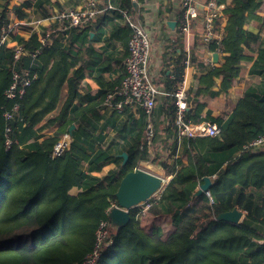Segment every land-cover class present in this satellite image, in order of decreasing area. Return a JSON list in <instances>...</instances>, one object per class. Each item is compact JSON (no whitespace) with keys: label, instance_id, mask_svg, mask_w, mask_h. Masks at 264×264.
<instances>
[{"label":"trees","instance_id":"16d2710c","mask_svg":"<svg viewBox=\"0 0 264 264\" xmlns=\"http://www.w3.org/2000/svg\"><path fill=\"white\" fill-rule=\"evenodd\" d=\"M124 2L133 10L131 0ZM263 4L264 0L229 1L227 36L212 45L213 50L227 56L197 77L198 86L190 90L196 89L198 100L194 113L186 110L187 120L207 104L203 96H208L215 77L222 79V88L227 90L242 76L241 65L254 59L259 42L239 28L257 19L256 11ZM115 5L127 9L123 3ZM16 11L20 15L19 9ZM107 13L113 15L106 11L97 17ZM52 14L42 17L50 19ZM114 14L121 17L118 9ZM5 23L0 18V32ZM111 23L112 34L128 46L131 27H113ZM78 29L82 28H71L67 37L54 35L52 44L41 49L35 62L39 76L21 101L19 118L12 125L15 141L10 148L5 143L7 121L2 106L10 105L4 91L11 82L13 56L11 48L0 50V264H81L94 248L96 229L102 220L110 222L111 243L102 248L99 264H264V150L243 151L245 143L264 133V98L245 93L233 106L227 123L213 118L209 111L207 118L220 126L217 136L185 137L182 155L171 168L173 177L159 196L148 199L151 206L147 211L153 215L170 214L173 230L166 236L158 227L148 231L138 218L140 206L130 208L127 225L114 227L109 210L113 201L117 203L115 192L121 179L141 159L149 158L148 147L140 148L148 123L144 122L136 132L133 129L135 134L122 147L113 150L100 146L102 130L98 131L89 118L99 115L100 99L75 103L83 97L76 81L90 49L66 46L64 42L71 41ZM12 37L16 39V35ZM18 39L30 49L40 45L35 32L28 40ZM172 44L169 54L170 58L176 56V64L171 73L164 71V83L169 91L167 116L175 124L177 107L172 93L183 77L187 55L179 51L176 41ZM171 63L168 60V65ZM201 83L208 86L201 87ZM54 123L61 124L62 130L72 124L75 127L70 148L53 157L51 152L61 132L40 140L37 128ZM177 143L175 134L174 152ZM124 151L128 159L122 164ZM84 161L90 171H99L110 161L117 168L99 177L83 169ZM213 174L218 179L208 189L212 199L206 192L197 194L204 176ZM76 186L80 191L71 193ZM234 207L244 212L240 222L216 218L218 213Z\"/></svg>","mask_w":264,"mask_h":264},{"label":"crops","instance_id":"0c3cea01","mask_svg":"<svg viewBox=\"0 0 264 264\" xmlns=\"http://www.w3.org/2000/svg\"><path fill=\"white\" fill-rule=\"evenodd\" d=\"M131 1L133 3V10L125 5L124 0H113L116 4L122 5L123 3L122 6H125V8L140 21H148L144 14L146 9L147 11H152L157 18L164 20L160 28V35H158V39L154 41L152 68L158 73V83L167 91L168 89L165 87L166 85L164 83L166 82L164 71H166V73H171L174 64H176V56L174 55L170 58L169 54L170 49L173 47L172 42L176 41V44L179 46V51H186V55L187 51H189L190 59L188 65L184 68L183 77H186L188 82V109L192 111L191 113H194L198 99L195 93L196 89L191 91V88H196L198 86L199 82L197 77L206 74L211 67L222 62L225 56H227V53L213 50L212 45L214 42L203 44L199 41L198 32L203 28L204 14L202 8H200V14L193 23L194 31L197 32L193 37L186 40L181 36L179 31L180 20L183 17L182 0ZM220 1L225 4L224 11L226 12V17L221 21L219 25L220 31L218 32V35L221 36L223 40L227 36L225 26L230 16L226 8L231 0ZM85 2L86 0H0V18L6 21L7 24L5 23L4 25H17V41L19 40L18 38L28 40L35 31L33 30L35 20L42 19L43 21L40 26H43L50 22L49 19L42 17L45 14H51L59 9L80 8ZM134 2L137 3V8ZM144 3H146V6H144ZM16 9H19L20 15ZM256 13L258 16L257 19L252 18L239 28L241 32L257 39L259 42V48L254 59L249 63H243L241 65L243 70L242 76L228 87L227 90L222 88V79L220 77H215L214 82L209 88L208 96H203L207 104L200 112L194 115L191 121H213L207 118L208 112L211 111V116L213 118H220L222 123H227L231 117L233 106L245 93L253 94L258 98H264V4ZM102 17L103 16L97 17L85 28L78 29V31L72 35L71 41L64 42V44L77 48L88 46L90 49V53L84 61L83 72L76 81L83 97L81 99H76L75 103H86L90 98L100 99L98 105L99 115H89V118L93 124L98 127V131L102 130L103 139L100 146L103 148L112 147L113 150H115L117 146L122 147L124 144H128L131 137L135 134L133 132H136L144 122L148 123V116L141 108L137 107L128 108L122 113L110 109L105 111L101 110L106 92L108 89L113 88L116 83L118 84L126 72L124 62L128 55V46L125 45L118 36L112 34L113 30L112 27H110L112 16L107 13L105 17ZM170 21L175 23H169ZM116 22L117 21H113L111 25L113 27L117 24L118 27L119 25L120 27L127 26L121 20H119L118 23ZM214 52H218V60L216 62L213 60V63L209 64L207 58L210 56L213 58ZM192 55H194L193 61H191ZM168 58L174 59L170 60ZM168 60L169 63L170 61L172 62L169 65ZM207 86L208 84L201 83V87L206 88ZM168 99L167 96L162 97L155 109L153 123L156 132V141L153 146L148 147L149 157H154V165L158 163L157 166L160 167V171L155 174H159V176H163L165 179L167 177H170V179L173 177L174 170H171V168L175 165L178 157L182 155L185 148V137H180L178 135L176 125L171 123L167 116V112L169 111ZM133 129L134 131L131 132ZM37 132L40 135V140H43L44 137L48 135L54 136L58 134V132H61V135L65 132H69L72 135L70 128L62 130V126L59 123H54L50 127L37 128ZM175 134L178 136V143L176 151L174 152L173 143ZM182 160L187 162L185 158H182ZM165 163L169 165V169L166 167ZM82 164L83 169L87 173L99 177H102L109 170L115 169L117 166L114 161H110L104 163L99 171H90L88 162L84 161ZM80 189L81 188L77 186L73 187L71 193L76 194ZM155 217L162 220L163 218H168L173 224L170 214L164 213L155 215ZM158 228L160 230L161 226Z\"/></svg>","mask_w":264,"mask_h":264},{"label":"built area","instance_id":"2783aa9c","mask_svg":"<svg viewBox=\"0 0 264 264\" xmlns=\"http://www.w3.org/2000/svg\"><path fill=\"white\" fill-rule=\"evenodd\" d=\"M181 4L183 17L180 20L179 31L182 37L188 40L196 34L197 31H194L193 23L200 14L201 5L204 15L203 28L198 32L199 41L203 44L220 43L222 41L218 32L220 31L219 25L221 21L226 17L225 4L223 2L220 0H182ZM144 6H146V3H144ZM115 9L120 11L121 17L118 14H114ZM106 11L113 12L112 18L114 21L121 20L126 25H129L132 29V34L128 41V55L124 62L126 72L121 81L106 93L101 110L110 109L122 112L128 108H141L148 116V125L146 133L140 141V148L151 147L155 144L156 132L153 115L162 97L169 95V92L158 83V73L152 68L154 41L160 35V28L164 20L157 18L152 11H147L146 9L144 14L148 21L143 22L136 19L128 9L117 8L113 0H86L85 4L80 8L56 10L50 19L47 18L50 22L43 26H40L42 19L35 20L33 30L38 36L40 45L34 49L26 47L12 37V34L16 35L17 33V25H9L2 28L0 50L4 47L11 48L13 56L10 66L12 73L11 82L4 91L6 99L10 101V105L9 107L6 105L2 106V114L7 121L5 129L7 148H10L15 141L11 135L13 131L12 125L19 118L21 101L25 97L27 90L38 79L39 74L35 62L41 49L52 44L54 35L61 34V36L67 37V32L71 28H85L99 14H103ZM65 40V42L69 41L68 39ZM189 59L190 55L189 51H187L186 65H188ZM207 62L209 64L213 63L212 56L207 58ZM187 90L188 82L186 77H183L177 89L172 93L177 107L175 125L178 129V135L193 139L219 135L220 126L216 122L210 120L193 122L186 119L185 113L189 107ZM71 141V133H63L55 143L51 155L54 157L63 154L70 148ZM262 150H264V133L259 134L243 145V151L256 153ZM151 164H154V157L141 159L136 167L152 172L149 168ZM210 178L212 182H215L218 179V175H210ZM169 179L170 177L163 178L161 188L153 196L160 195ZM199 186L200 184L197 188ZM206 193L212 199L210 191L206 190ZM148 199L137 205L144 204L142 212L147 211L151 206ZM116 204V202H112V206ZM109 224L108 220L100 221L96 229L94 248L84 257L81 264L100 263L102 248L111 243L108 230Z\"/></svg>","mask_w":264,"mask_h":264},{"label":"water","instance_id":"95a60500","mask_svg":"<svg viewBox=\"0 0 264 264\" xmlns=\"http://www.w3.org/2000/svg\"><path fill=\"white\" fill-rule=\"evenodd\" d=\"M137 8V3L134 2ZM200 8L202 6L200 5ZM174 24L175 22H169ZM213 60H218V52H214ZM74 124L71 125L72 132ZM122 164H125L128 159V153L122 152ZM163 178L155 173L136 167L134 170L127 172L119 183V187L115 192L117 204L109 210V217L114 227L121 228L127 225L131 220L130 208L137 206L142 201L153 196L162 186ZM212 185L210 176H204L203 182L197 188V194L206 192ZM244 216L243 210L234 207L231 210L223 211L217 214L218 220L230 221L238 223Z\"/></svg>","mask_w":264,"mask_h":264},{"label":"rangeland","instance_id":"374dc122","mask_svg":"<svg viewBox=\"0 0 264 264\" xmlns=\"http://www.w3.org/2000/svg\"><path fill=\"white\" fill-rule=\"evenodd\" d=\"M157 165H158V163L155 164V165L154 164H151L149 166L150 170L152 172H154V173L159 172L160 171V167L157 166ZM116 168H117V166L115 167V169ZM143 206H144V204H140V207L143 208ZM139 216L140 217H138V218L140 219L141 224L143 226H145V228L148 231L151 230V228H153V227H156V226L159 227V226H161V228H160L161 233H162L163 236H166L174 228L173 224L170 222V220L168 218H166V219L163 218V220L162 219H158V218L155 217V215L149 213V211L142 212V209H141Z\"/></svg>","mask_w":264,"mask_h":264}]
</instances>
